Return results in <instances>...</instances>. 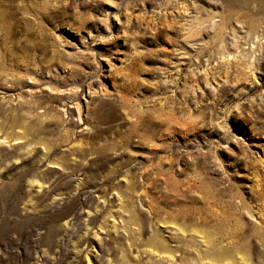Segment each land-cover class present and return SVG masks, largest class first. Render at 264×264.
Listing matches in <instances>:
<instances>
[{
  "label": "rangeland",
  "instance_id": "1",
  "mask_svg": "<svg viewBox=\"0 0 264 264\" xmlns=\"http://www.w3.org/2000/svg\"><path fill=\"white\" fill-rule=\"evenodd\" d=\"M0 264H264V0H0Z\"/></svg>",
  "mask_w": 264,
  "mask_h": 264
},
{
  "label": "bare ground",
  "instance_id": "2",
  "mask_svg": "<svg viewBox=\"0 0 264 264\" xmlns=\"http://www.w3.org/2000/svg\"><path fill=\"white\" fill-rule=\"evenodd\" d=\"M215 20L213 19V22H214ZM212 22V23H213ZM257 40V39H256ZM187 46V45H186ZM253 46H254V44L251 46V47H248V48H253ZM219 57H221L222 58V61L223 62H225V63H229L231 60H237L238 61V59H239V57H240V55L238 54V55H232V54H230V53H228V52H226V51H224L223 53H221L220 55H219ZM240 64H242V68H240V69H238V71L240 72V73H243V74H249V75H253L254 76V71H255V62H254V59H253V57H250V56H248V57H246L243 61H242V63H240ZM229 65V64H228ZM189 67V66H188ZM86 260V259H85ZM88 262V261H87Z\"/></svg>",
  "mask_w": 264,
  "mask_h": 264
}]
</instances>
